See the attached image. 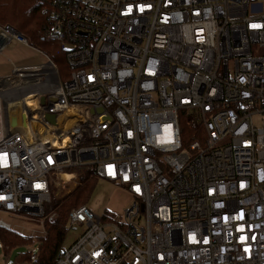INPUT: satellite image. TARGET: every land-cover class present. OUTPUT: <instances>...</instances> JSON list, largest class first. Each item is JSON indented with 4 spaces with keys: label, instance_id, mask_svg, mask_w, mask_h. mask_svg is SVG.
Listing matches in <instances>:
<instances>
[{
    "label": "built area",
    "instance_id": "2783aa9c",
    "mask_svg": "<svg viewBox=\"0 0 264 264\" xmlns=\"http://www.w3.org/2000/svg\"><path fill=\"white\" fill-rule=\"evenodd\" d=\"M48 20L70 73L0 76V214L45 238L52 189L86 168L134 203L73 209L85 231L55 264H264V0H54ZM13 42L0 25V55Z\"/></svg>",
    "mask_w": 264,
    "mask_h": 264
},
{
    "label": "trees",
    "instance_id": "16d2710c",
    "mask_svg": "<svg viewBox=\"0 0 264 264\" xmlns=\"http://www.w3.org/2000/svg\"><path fill=\"white\" fill-rule=\"evenodd\" d=\"M53 1L0 0V25L12 26L27 39L31 47L40 52L43 51L41 53L50 58L61 74L60 67L67 66L65 55L60 44L49 37L48 11L51 9ZM66 80L67 78H63L62 81ZM183 130L184 132L189 131V127L185 123ZM80 176L78 182L81 180V183L74 191L57 203L49 205L46 209L47 236L39 238L37 241L39 249L37 255L34 256L29 252L22 257H17L16 261L28 264H55L59 254L64 250L69 213L83 205L88 206V201L96 186L97 180L93 179L91 171ZM54 213L57 218L54 221H49L47 217ZM0 239L13 250L22 245L32 244L34 241L31 237L27 238L3 228H0Z\"/></svg>",
    "mask_w": 264,
    "mask_h": 264
},
{
    "label": "rangeland",
    "instance_id": "374dc122",
    "mask_svg": "<svg viewBox=\"0 0 264 264\" xmlns=\"http://www.w3.org/2000/svg\"><path fill=\"white\" fill-rule=\"evenodd\" d=\"M15 43L21 44L20 42H13V44H10L6 51L2 55H0V76L4 73L10 72L12 66L10 67L9 65L12 63L17 67L26 68L30 67L31 63L45 65L48 62L42 54L36 53L31 48H28L26 45L23 46L24 48H15ZM68 67V65H63V67H60V77L62 80L63 78L68 79L69 77L68 73H70V69ZM77 171L80 173V175L87 174L89 172L86 168H80L77 169ZM92 177L94 176L92 175ZM78 178H81V176H79ZM93 179H96L97 181L96 186L91 194L90 200L88 201V207L92 210L95 215L99 217L105 215L116 218L119 221L124 220L125 212L134 203V199L128 193L126 188L121 186L120 184L113 183L104 179H97L96 177H94ZM79 183H81V180H79V182L75 185H68V188L64 190L59 195V197L56 196L55 192L52 189V203H57L60 199H63L70 192L74 191L78 187ZM48 207L49 205L46 206V208ZM0 219L3 220L5 223L11 225V228L14 232L27 238L31 236L38 237L44 231V227L38 222V220L40 219L39 217H31L28 215H19L18 217L1 213ZM84 231L85 228L80 225L73 227L72 230H68L64 241V249L71 246L84 233ZM35 247H38L37 241H33L32 244H26L15 248L11 253V258L9 259V261L15 262L16 258L20 254L24 256L29 252L31 253V251ZM2 261L5 264L4 255H2Z\"/></svg>",
    "mask_w": 264,
    "mask_h": 264
},
{
    "label": "crops",
    "instance_id": "0c3cea01",
    "mask_svg": "<svg viewBox=\"0 0 264 264\" xmlns=\"http://www.w3.org/2000/svg\"><path fill=\"white\" fill-rule=\"evenodd\" d=\"M13 44V43H12ZM23 46H25V44H17V43H15L14 44V47L15 48H17V47H21V48H24ZM28 48H31L33 51H35L36 53H40V54H42L45 58H46V56L43 54V53H41L40 51H38V50H36L35 48H33V47H31L30 45H26ZM47 59V58H46ZM47 61H48V59H47ZM13 64V63H12ZM12 64H10L9 66L11 67V70H10V72L9 73H4L3 75H9L11 72H12V69H13V65ZM38 66H41V65H39V64H36V63H31V66L30 67H26V68H33V67H38Z\"/></svg>",
    "mask_w": 264,
    "mask_h": 264
},
{
    "label": "bare ground",
    "instance_id": "6f19581e",
    "mask_svg": "<svg viewBox=\"0 0 264 264\" xmlns=\"http://www.w3.org/2000/svg\"><path fill=\"white\" fill-rule=\"evenodd\" d=\"M16 105V106H15ZM18 105H17V103H12L11 105H10V108H11V110H13V109H16V107H17ZM10 122H11V125H18V114L17 113H14V111H12L11 113H10ZM68 179V178H67Z\"/></svg>",
    "mask_w": 264,
    "mask_h": 264
},
{
    "label": "water",
    "instance_id": "95a60500",
    "mask_svg": "<svg viewBox=\"0 0 264 264\" xmlns=\"http://www.w3.org/2000/svg\"><path fill=\"white\" fill-rule=\"evenodd\" d=\"M42 102H44V100H42ZM49 119H50L51 121H54V117H49Z\"/></svg>",
    "mask_w": 264,
    "mask_h": 264
}]
</instances>
